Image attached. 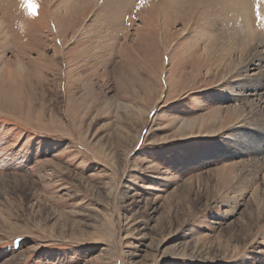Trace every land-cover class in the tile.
<instances>
[{"label": "rangeland", "instance_id": "1", "mask_svg": "<svg viewBox=\"0 0 264 264\" xmlns=\"http://www.w3.org/2000/svg\"><path fill=\"white\" fill-rule=\"evenodd\" d=\"M244 6L0 0V264H264Z\"/></svg>", "mask_w": 264, "mask_h": 264}, {"label": "bare ground", "instance_id": "2", "mask_svg": "<svg viewBox=\"0 0 264 264\" xmlns=\"http://www.w3.org/2000/svg\"><path fill=\"white\" fill-rule=\"evenodd\" d=\"M237 4L244 6L245 7V13H243L244 16V25L246 26L247 30V39L249 41V44L251 41H256L258 43V46H248V55H246V59L244 61L243 65V75L246 73V75H242L240 77V81H243L242 85H244V89L241 90V94L238 95V97H247V99L244 101L245 105L249 108H251L250 112L246 115H244V112L241 110H238L237 113L238 115L236 116V124H240V127H252L249 125L251 122H256L261 117L259 114H262V111L264 109V99L260 93L256 94L254 96L255 91H261L262 88V83L264 82V73H263V68H264V58L260 54V48L259 45H261V42L263 40H259V38L263 35H260V32H257L254 27V18L251 14L250 7H251V0H236ZM126 2V1H125ZM134 2V0H132ZM131 4V3H130ZM126 6V5H125ZM238 7V6H237ZM242 9V8H238ZM242 10H240L241 12ZM244 11V10H243ZM222 43V42H221ZM252 44V43H251ZM262 46H264L262 44ZM253 73L251 75H248L249 72ZM247 101V102H246ZM255 107V108H254ZM243 108V107H242ZM262 116V115H261ZM264 141V132L261 134V139L259 142ZM253 144H256L250 149V151L253 154H262L263 149L262 147H257V140H254Z\"/></svg>", "mask_w": 264, "mask_h": 264}]
</instances>
